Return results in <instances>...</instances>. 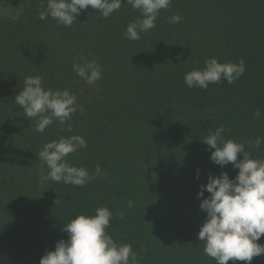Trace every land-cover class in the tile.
Returning <instances> with one entry per match:
<instances>
[{
  "label": "trees",
  "instance_id": "trees-1",
  "mask_svg": "<svg viewBox=\"0 0 264 264\" xmlns=\"http://www.w3.org/2000/svg\"><path fill=\"white\" fill-rule=\"evenodd\" d=\"M46 7L25 0L15 17L0 12V264H39L68 238L64 225L99 207L112 212L107 231L132 246L138 264H216L197 238L207 215L197 193L222 171L203 140L223 127L225 140L264 159V143L249 145L264 138V0H172L139 40L124 36L140 18L126 3L107 19L89 7L70 27L39 19ZM173 15L178 23L169 22ZM210 58L242 59L246 71L231 84L189 88L185 73ZM93 60L102 76L89 85L73 64ZM36 75L45 89L67 88L78 105L67 124L54 120L43 133L14 101L23 79ZM74 135L87 147L69 163L90 173L99 165L102 174L83 187L41 186L39 152ZM223 171L238 173L231 163ZM257 242L264 245V235ZM251 264H264V254Z\"/></svg>",
  "mask_w": 264,
  "mask_h": 264
},
{
  "label": "clouds",
  "instance_id": "clouds-1",
  "mask_svg": "<svg viewBox=\"0 0 264 264\" xmlns=\"http://www.w3.org/2000/svg\"><path fill=\"white\" fill-rule=\"evenodd\" d=\"M172 0H47V7L39 13V19L48 17L57 24L72 26L82 10L89 7L101 13L107 19L121 9L122 4L140 12V18L127 26L126 39L139 40L140 33L154 29L160 10L167 9ZM43 7V5H42ZM181 17L173 15L170 23H178ZM205 67L185 73L184 82L189 88L207 89L210 83L226 80L229 84L239 79L246 71L245 62L220 63L216 58L205 60ZM76 74L91 85L102 76V68L95 61L85 64H73ZM40 75L23 79L22 90L14 101L24 110L30 120L36 118L35 131L43 133L45 129L58 121L61 125L71 120L77 111V97L67 88L60 90L45 89ZM82 110V109H81ZM255 115L260 116L257 111ZM71 131V125H68ZM225 129L217 128L203 142L210 146V160L220 166L219 175L209 174L207 183L202 184L197 193L201 199L199 208L207 215L198 232V240L205 244L204 253L215 260L216 264H228V261H244L251 264L254 257L264 254V245L258 243L264 235V159L253 158L245 150L243 143L232 139L225 140ZM264 138L249 141L250 147L259 149ZM87 147L86 140L79 135L61 137L46 143L39 152L41 186L48 181L63 182L78 187L96 179L102 174L97 165L90 173L84 167L69 163L67 157L80 148ZM232 164L238 169L235 177L230 178L225 166ZM47 166V173L44 172ZM199 178V170L197 179ZM205 191L209 193L205 197ZM128 201V207H132ZM112 212L107 207H99L95 215H78L61 229L67 233V239L55 243L54 250L46 251L39 264H138L137 253L130 244L117 243L108 233ZM121 218L122 215H121Z\"/></svg>",
  "mask_w": 264,
  "mask_h": 264
},
{
  "label": "rangeland",
  "instance_id": "rangeland-1",
  "mask_svg": "<svg viewBox=\"0 0 264 264\" xmlns=\"http://www.w3.org/2000/svg\"><path fill=\"white\" fill-rule=\"evenodd\" d=\"M25 0H0V12L4 15L15 17L23 9Z\"/></svg>",
  "mask_w": 264,
  "mask_h": 264
}]
</instances>
